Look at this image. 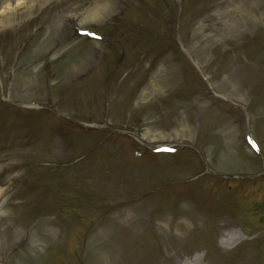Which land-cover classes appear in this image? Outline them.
I'll use <instances>...</instances> for the list:
<instances>
[{"label":"rangeland","instance_id":"1","mask_svg":"<svg viewBox=\"0 0 264 264\" xmlns=\"http://www.w3.org/2000/svg\"><path fill=\"white\" fill-rule=\"evenodd\" d=\"M7 5L0 264H264V0Z\"/></svg>","mask_w":264,"mask_h":264},{"label":"bare ground","instance_id":"2","mask_svg":"<svg viewBox=\"0 0 264 264\" xmlns=\"http://www.w3.org/2000/svg\"><path fill=\"white\" fill-rule=\"evenodd\" d=\"M18 1V11H22L25 8L28 9H32L35 8V5L38 4V2L40 0H16ZM9 7V5L5 6L4 8H0V15L3 14L6 16V8ZM4 9V11H3ZM103 12V11H102ZM101 12V9L96 6L93 9H88L86 11V13L83 15V17L81 18V22H85L86 20H92V21H96L98 19H100L103 15V13ZM3 17L2 15L0 16V18ZM5 21L6 23H9L11 21V19L7 18V17H3L2 21ZM242 237L241 233L239 231H228L226 232L221 239V245L223 246H228L231 247L233 245H235L238 241V239H240ZM199 258L200 256H195L193 259L188 260L186 263L184 264H197L199 262Z\"/></svg>","mask_w":264,"mask_h":264}]
</instances>
